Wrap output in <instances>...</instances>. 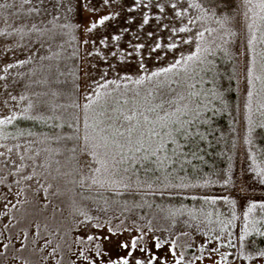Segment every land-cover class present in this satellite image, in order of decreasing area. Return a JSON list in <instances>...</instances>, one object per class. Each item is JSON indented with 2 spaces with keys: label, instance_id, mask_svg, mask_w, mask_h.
Returning <instances> with one entry per match:
<instances>
[{
  "label": "trees",
  "instance_id": "trees-1",
  "mask_svg": "<svg viewBox=\"0 0 264 264\" xmlns=\"http://www.w3.org/2000/svg\"><path fill=\"white\" fill-rule=\"evenodd\" d=\"M8 2L13 3V0H8ZM125 2L130 3V0H125ZM172 2H177V0H172ZM258 3L259 0H252L251 5L247 3V0H179L181 9L184 10L182 19L170 15L165 23H170V26L174 28L187 26L191 30L180 33L178 36H172L166 30H161L157 34L161 43L174 42L178 45V49L177 42L181 39L179 43L184 45L182 50L166 49L167 55L174 52L177 58H186L193 54L197 47L201 49L200 60L189 62L188 74H183L181 70L182 87L179 91L185 96L195 93L196 95L190 96L186 101L194 105L193 110L188 114L196 112L202 114L203 112L204 116L197 118L188 126L191 135L185 137L174 133L177 143L169 144V148H178L183 153L179 160L184 158L188 163L191 160H200L198 164H202L203 174L196 180L195 185L190 184L191 186H188L190 188L183 187L182 189L197 192L194 198L214 199L215 203L206 202L205 207L222 206L224 218L227 221L231 215L235 217L225 230V233L230 236L224 247L229 252L230 258H238L246 264H252V261L259 259L258 252L264 251V235L253 234L250 226L249 234L245 236L244 224L248 223L246 221L240 230V237L236 239L233 235L237 230L238 213L231 188L242 146L251 158V166L264 168V107H262L264 105V68H262L264 43H261L264 40V21L255 15L256 13L264 15V13L256 7ZM64 4L72 10L68 11L66 7L59 6V0H43L42 4L38 0H32L31 5L25 4L23 0H15L12 8L0 9V32L6 33L0 35V76L5 77L4 80H0V93H3L10 102L12 101V105L7 106L8 110L27 117L16 120L11 128L12 132L18 134L17 136L23 142L27 141L33 145L34 149L31 154L37 158L38 164L42 159L39 155L37 156V153L48 155L54 150L57 156L51 163L68 162L71 155H62L63 153L58 151V149L65 150V148L61 145L64 141H60L57 145L56 137L57 135H71L73 131L67 126L54 127L58 122L55 116L60 115V110H57L55 114L41 113L36 106L34 93L40 89L33 81L43 74L44 66L56 65L59 71L64 73L62 79L67 80L64 86H73L72 91L75 90L76 97H79L81 93L79 88L84 71L83 55L89 63V71L98 70L100 73L103 70L107 73L103 76L104 80H117L124 85L125 81L120 78L124 77L127 72V60L121 62L120 59L109 56V49H105L98 43L102 35L115 34L116 26L109 28L107 32L101 28L94 33H87L86 29L92 17L85 22L81 4L80 15L77 10V0H70V2L64 0ZM32 7L40 8V12L33 13ZM189 19L195 22L185 25ZM253 19L256 21L255 26L249 28V25L253 24ZM64 24L70 27L62 30L61 26ZM33 25L40 28L43 33L51 29L55 32H62V35L57 36L55 40L45 39L43 35L32 30ZM119 26H124L122 19ZM151 30V27L145 28V32ZM133 31H135L134 26ZM199 32H204L203 38L199 36ZM253 35L256 40L249 43ZM142 39L147 49L149 41L146 37ZM93 40H97V43L93 44ZM186 40L191 43H185ZM126 41L127 36L120 42L121 49L127 47ZM111 47L109 40V48ZM96 51L103 53L107 61L105 62L96 55H88L89 52L95 53ZM163 51L161 55H164ZM20 61H25V63L21 66ZM9 65L13 67L7 72L2 71ZM166 66L168 65L161 63L157 68ZM76 85L79 87H75ZM2 86L4 90L1 89ZM22 97L27 99H22ZM16 100L21 103L26 102V105H13ZM40 116L46 118L53 116V118L48 119L47 123L43 119L33 118ZM9 141V146H12V141L10 139ZM69 145L71 146L70 143ZM21 153L25 157V153ZM22 154L17 153L15 159L11 154L6 159L0 156V193L2 190L10 191L22 185L23 174L27 172L24 167H21ZM261 171L264 176V171L262 169ZM101 190L95 187L85 186L81 189L79 185L74 186L76 194L96 198L101 195L98 194ZM182 193L168 191L165 197L185 203L182 202L184 198L182 195L186 193ZM11 194L19 193L12 191ZM124 194L125 196H139L137 193L131 195L125 192ZM32 196L40 197L41 195ZM145 196L151 195L146 194ZM17 200L27 201L21 196L13 199L0 195V203L7 201L16 203ZM28 203L20 204L18 207L22 208ZM32 204L36 206L35 201ZM153 204L156 203L153 202ZM3 205L0 206V212H10L11 206L4 208ZM245 256L256 258L245 259Z\"/></svg>",
  "mask_w": 264,
  "mask_h": 264
},
{
  "label": "snow or ice",
  "instance_id": "snow-or-ice-1",
  "mask_svg": "<svg viewBox=\"0 0 264 264\" xmlns=\"http://www.w3.org/2000/svg\"><path fill=\"white\" fill-rule=\"evenodd\" d=\"M14 2L15 0L13 3L2 0L0 9L12 8ZM23 2L32 4V0H23ZM38 2L42 4L43 0H38ZM247 3L251 5L252 0H247ZM80 4L82 8L86 6L84 0H80ZM59 6L67 8L64 0H59ZM190 6L198 7L199 5ZM87 7L92 14L86 29L87 33H94L101 28L107 32L109 28L115 25V34L102 35L98 43L105 49H109V56L120 59L121 62L135 55L140 75L136 79L127 75L120 78L133 87H129L128 84L121 85L117 80H103L102 83L95 82V87H90L87 92L80 93V96L76 97L65 90L64 85L67 80L62 79L64 73L60 72L56 65L44 66L43 74L33 81L40 89L34 93L36 106L41 113L55 114L57 110H60V115L55 116L58 122L54 127L67 126L73 130L71 135H57L56 137V142L64 141L63 147L71 153L70 159L65 165L68 170L60 172L59 167L57 168L60 180L64 186L68 184L79 185L81 189L85 185L89 188L113 189L117 196L122 195L121 189L131 190L134 185L136 188L147 190L152 194L158 190L166 191L168 188L191 186L181 177L172 175L169 166L178 163L183 153L175 147L170 149L169 144L177 143L174 133H179L185 137L191 135L186 125H191L193 121L180 117L181 113L186 115L188 111L185 102L190 96L196 94L189 93L188 96L181 94L179 91L182 87L180 77L182 75L181 70H183V74H188L189 62L200 60L201 49L197 47L193 54L186 58L180 57L171 65L160 67L155 71H149L144 65L145 55L152 57L155 54V59L159 60L162 50H164L163 54L167 55L166 49L178 47L174 42L161 43L157 35L161 30L169 31L172 36H178L180 33L191 30L187 26L174 28L170 26V23H165L169 20L170 15L182 19L184 10L181 9L179 0L177 2H172V0H130V3H126L125 0H98V3L95 4L89 0ZM256 7L260 9L261 13H264V0H259ZM67 10L71 11L72 9L67 8ZM31 11L39 13L40 8L32 7ZM255 15L264 21V15H260V13ZM121 19L123 20V27L119 26ZM194 22L193 19H189L185 25ZM255 23L256 21L253 19V24L249 25V28L254 27ZM133 26L135 31H133ZM68 27L70 25L64 24L61 29ZM146 27H151L152 30L145 32ZM32 30L40 33L48 40H55L57 36L62 35V32H55L51 29L47 33H43L36 25L32 26ZM5 34L0 32V35ZM125 36H127V47L121 49L120 42ZM199 36L203 38L204 32H199ZM144 37L149 41L147 49L142 39ZM154 37L155 39H153ZM109 40L112 44L111 48H109ZM255 40L256 37L253 35L249 43H253ZM184 42L191 43L188 40ZM83 43H87V41H83ZM92 43L96 44L97 40H93ZM261 43H264V40ZM88 55H96L105 62L107 61V57L99 51L89 52ZM24 63L25 61L19 62L21 66ZM11 67L13 65H9L2 71L7 72ZM106 75L107 73H102V78ZM170 75L171 79L168 78ZM4 79V76H0V80ZM109 85L113 86L111 91L107 90ZM75 87L78 88L79 86L76 85ZM98 89L105 91L101 93ZM249 97H251V93H249ZM22 99L27 98L22 97ZM61 99L65 103H58V100ZM15 118V116L4 117L0 119V125L10 124ZM33 118L43 119L47 123V120L52 119L53 116ZM61 119L64 121L63 124L59 123ZM69 143L71 147L67 146ZM38 155L39 153H37ZM0 156H3V153H0ZM82 156L87 157V159L81 161L79 157ZM20 159L23 161L24 157L21 156ZM81 163L87 166V175L84 174ZM56 164L61 165V162L56 161ZM34 166L45 167L44 164ZM25 178L32 180L33 176L28 175ZM174 181L179 182L174 183ZM49 187L52 186L49 185ZM61 194L53 190V195ZM212 202L215 203V200ZM26 203L28 202L20 200H17L16 203L7 201L3 207L11 206L20 212L18 205ZM73 207V215L81 217L78 220L79 225L90 226L94 229L102 227V222L93 224V217L75 208V201H73ZM258 207L264 210V203L259 205L252 203L245 213V218L247 219L248 214ZM46 210L47 203L38 204L31 209L25 208L24 213L19 217H13L11 222L0 224V264H4V261L9 258L5 250L12 251V264H46L49 259L60 260L63 264H168L162 255H157V252L164 248V242L159 236L154 235L151 237V247H149V241L145 239L146 232L144 229L136 231L134 235H129L126 239H120L123 232L130 231V229L117 230L113 227H107L106 231L99 233H85L64 248L59 244L49 248L51 240L47 238L46 232L43 243L36 244L31 250H27L23 244L27 235L21 231L20 236L16 237L21 240V245L13 250L14 238L7 235L6 231L23 223L31 227L34 237L41 235L39 225L36 224V218L38 213ZM100 211L103 212L105 209L101 208ZM4 215L7 216V212ZM43 223L45 226L51 224L52 234H57L55 215L51 217V220L44 218ZM250 223L254 229L255 224L260 223V221L254 220ZM249 227V223L244 224L245 236L249 234ZM259 234L264 235V232ZM4 240L9 242L4 243ZM106 244H112L116 249L122 250L123 254L117 252L115 256L110 255V250ZM211 251L215 252L218 249L213 248ZM168 252L173 257V264H195V261H186L183 253H178L175 240L168 244ZM137 253L143 254L142 258L138 257ZM258 257L264 258V251H259ZM244 258L254 259L256 257L245 256ZM195 259L202 260L204 257L197 256ZM221 259L223 260V254H221Z\"/></svg>",
  "mask_w": 264,
  "mask_h": 264
},
{
  "label": "rangeland",
  "instance_id": "rangeland-1",
  "mask_svg": "<svg viewBox=\"0 0 264 264\" xmlns=\"http://www.w3.org/2000/svg\"><path fill=\"white\" fill-rule=\"evenodd\" d=\"M90 2L93 4L98 3L96 0H90ZM84 3L86 6L83 8L81 7V9L83 11V18L85 22H87V20L92 17V14L87 7L89 0H84ZM77 10L80 15V0H77ZM179 41L177 42L179 48L176 49L182 50L184 49V45L180 44ZM84 56L85 55L82 57L84 71L81 79V86L79 88L81 93L87 92L90 87H95V82L102 83L104 80V77L102 78V73H105L103 70L100 71V73H98V70L89 71V63ZM176 59L178 58L174 52L171 55H161V59L159 60L155 59V54H153L152 57L145 55L144 65L148 70L152 69V71H155L158 69L157 67H159V64L171 65ZM126 69V75L131 76L133 79L138 78L140 75L135 55L127 59ZM169 77L172 78L171 75ZM125 84H128V82L125 81ZM128 86L133 87L131 84H128ZM64 87L66 91L74 96L76 95L75 90L72 91L73 86ZM112 88L113 86L109 85L107 90L111 91ZM1 89L4 90V86H2ZM98 90L101 91V93L105 91L104 89ZM15 95H17V92H15ZM81 102H83L82 99ZM58 103L63 104L65 101L61 99L58 100ZM18 104L26 105V102L21 103V101L16 100L13 103V105ZM10 105H12V101L10 102L3 93H0V119L7 116L16 117L10 124L1 125L0 127V153H3L2 158L4 159H6L9 154L15 159L17 153L22 154L21 152H24L25 157L22 154L24 157L22 165L27 172L23 174L24 180H22V185L20 187L15 189L12 188L10 191L6 192L2 190L0 195L5 198L11 197L13 199L21 196L23 200L29 201L28 205H23L24 207L20 208V212H17L16 209L11 207L9 210L10 212H8L11 216L12 213H14V216H20L24 213L25 208H34L35 204H32L33 201L36 202V205L47 203V210L37 214L36 224L39 225V232L41 235L31 239L32 247L30 250L36 244L43 243L44 234L46 232L48 234L47 238L51 240L49 248L55 244H59L64 248L70 245L74 239L83 236L85 233H99L101 231H106L107 227H113L117 230L125 228L130 229V231H124L120 239H126L129 235H134L136 231L144 229L146 232L145 239L149 241V244H151V237L154 235L159 236L161 241L164 242L165 246L160 250L162 256L166 257L167 260L173 259L168 252V244L175 240L178 253H183L186 261H195V264H213V261H215V264H246L238 258H230L229 252L226 250V247H224L230 236L225 233V230L227 226L234 221L235 217L231 215L227 221V219L224 218L223 207L220 205L205 207L206 202L213 201L214 199L208 198L209 200H206L204 197L194 198L197 192L185 191L182 188H168L166 191L158 190L155 192L156 194H152L147 192V190L138 189L135 186H133L131 190H121L122 195L119 196L114 194L115 190L113 189H102L98 192V194L101 195H98L99 197L97 198L95 196H83L78 193L76 194L73 185L68 184L64 186L63 182L60 180L57 168L59 167L60 172L68 170L65 167L68 162H61V165L51 163L57 156L55 150V152L51 151L48 155L39 154V157L42 159L40 164H44L45 167L41 168L34 166L38 165V163L37 158L31 154L34 149L33 145L27 141L23 142L21 138L17 136L18 134L12 132L11 128L16 120L21 118L25 119L27 117H22L23 115L19 113H12L7 108V106ZM186 106L188 109L186 113L187 116L181 113V119L191 120L194 123L197 118L204 116L203 112L202 114L201 112L188 114L193 110L194 105L186 103ZM2 108L5 110L3 111ZM59 123L64 122L60 120ZM186 126L188 127L190 125ZM5 138H9L13 145L9 146L10 141ZM64 143L65 142H62L61 145L63 146ZM58 144L59 143H57V145ZM67 146L71 147L69 144ZM58 151L63 153L62 155H71V153L68 151L66 152L63 148L58 149ZM79 159L84 161L87 157L82 156L79 157ZM173 159H175V157H173ZM199 161V159H195L188 163L182 158L178 163L170 165L169 167L173 176H179L189 185H195L196 180L203 174V170H201L202 164H198ZM49 165L51 166L49 167ZM81 167L84 169V174L87 175V166L81 163ZM261 169L264 171V168ZM261 169L251 166V158L247 154L246 149L242 146L239 153V162L233 174V185L231 188L238 213L237 230L233 234L236 239L240 237V230L243 228L242 226L245 221L248 222L250 226L251 221H260V223L255 224L254 229L252 228V232L257 236H260V232H264V227H262L264 226V210L258 207L252 213L248 214L247 219L245 218V213H247L248 207L252 203H256L257 205L264 203V176L262 175ZM28 175H32L33 179L27 180L25 177ZM178 182L179 181H174V183ZM41 185H43V187H41ZM49 185L52 187H49ZM85 186L88 187L87 185ZM184 188L188 189L190 187L187 186ZM38 190H40L39 193ZM53 190L62 194L53 195ZM12 191L13 193L18 191L19 194L12 195ZM168 191H170V193H186H182V196L185 198H183L182 202L185 203H179V200H173L172 198L169 200V198H166L165 195H167ZM125 192L131 193V195L137 193L139 196H125ZM146 194H150L151 196H145ZM32 195L41 196L33 197ZM73 201H75V208L93 217V224L102 222V227L100 229H94L90 226L79 225L78 220L81 217L73 215ZM153 202L156 204H153ZM170 202L172 203L170 204ZM3 203L4 202H1L0 206H2ZM101 208L105 209V211H100ZM53 215L56 216L57 225V234L55 235L52 234L51 224L45 226L43 223L44 218L51 220ZM235 215L237 214L235 213ZM25 227H27V225ZM28 227L31 230V227ZM149 229H151V231H149ZM10 236H14V234L11 233ZM106 246L110 247L112 244H106ZM213 248L218 249V251H211ZM191 250H193V252ZM5 251L9 258L4 261V264H12V251ZM113 253L112 251L111 254ZM221 254H223V260L221 259ZM61 255H63L62 252ZM197 256L204 257V259L196 260L195 258ZM46 264H63V262L57 259H49ZM252 264H264V258H259Z\"/></svg>",
  "mask_w": 264,
  "mask_h": 264
},
{
  "label": "flooded vegetation",
  "instance_id": "flooded-vegetation-1",
  "mask_svg": "<svg viewBox=\"0 0 264 264\" xmlns=\"http://www.w3.org/2000/svg\"><path fill=\"white\" fill-rule=\"evenodd\" d=\"M5 212H0V224H4L6 222H11L13 217H19L18 215H13L14 213H12V216L10 213L7 212V216L4 215ZM21 216V215H20ZM30 223V222H29ZM26 225L21 223V224H17L15 226V228H11L10 230L6 231V234L10 236V234H14V236H12L13 239V245L12 248L14 250V248L19 247L21 245V240L17 239L16 237H19L21 234V231H23L26 235H27V239L23 241V244L26 246L27 250H30L31 246V239H33V232L32 229L30 230L29 227H25ZM8 240H4V243H8ZM149 247H151V244H149ZM110 250V255L115 256L117 252H120V254H123L122 250L116 249L113 245L108 247ZM162 250V249H161ZM161 250H159L157 252V255H162ZM223 250V249H222ZM114 252L113 254H111V252ZM193 252V250H191ZM137 256L142 258L143 254L141 253H137ZM164 259H166V257H163ZM167 260V259H166ZM168 264H173V259L172 260H167ZM254 261H252L251 263H253Z\"/></svg>",
  "mask_w": 264,
  "mask_h": 264
}]
</instances>
